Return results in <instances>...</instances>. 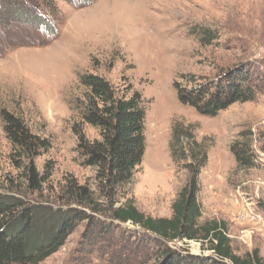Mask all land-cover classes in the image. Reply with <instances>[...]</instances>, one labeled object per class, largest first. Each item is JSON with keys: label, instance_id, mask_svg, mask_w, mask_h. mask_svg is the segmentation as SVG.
<instances>
[{"label": "rangeland", "instance_id": "obj_1", "mask_svg": "<svg viewBox=\"0 0 264 264\" xmlns=\"http://www.w3.org/2000/svg\"><path fill=\"white\" fill-rule=\"evenodd\" d=\"M50 1V9L45 4L37 9L31 0H0V193L37 198L10 157L2 111L50 141L48 153L35 160L40 173L45 162L54 164L40 195L43 201L57 199L65 176L93 188L94 171L80 164L75 147L79 135L94 140L98 134L80 122L76 104L82 97L79 74H97L115 88L133 86L145 102V151L130 185L138 211L151 218L171 217L186 173L175 167L169 144L175 122L183 123L207 147L199 179V223H224L232 253L244 257L257 251L264 263V153L259 151L264 145V0ZM31 9L36 16L31 17ZM45 27L53 31L50 40ZM199 28L213 32L215 39L201 44L191 34ZM239 65L260 75L262 90L252 101L233 104L215 117L179 103L174 83L180 76L212 79ZM244 131L253 134V168L237 167L229 150ZM98 215L111 219L108 210ZM85 230L82 222L56 253L38 264L154 261L142 247L135 250L137 242L130 236H122L121 246L113 248L117 232L92 237L90 231L87 238ZM203 245L168 244L191 255L212 256Z\"/></svg>", "mask_w": 264, "mask_h": 264}, {"label": "trees", "instance_id": "obj_2", "mask_svg": "<svg viewBox=\"0 0 264 264\" xmlns=\"http://www.w3.org/2000/svg\"><path fill=\"white\" fill-rule=\"evenodd\" d=\"M90 1L84 0L85 4L93 2ZM31 2L37 9L43 4L45 8L51 5L50 0ZM31 11L34 17L35 10ZM42 30L47 39L53 38V31L46 27ZM191 34L201 44L215 39L213 32L203 28L191 30ZM79 85L82 99L76 104L78 117L81 123L97 132L98 138L89 140L79 135L75 152L80 164L94 171V186L81 185L74 177L65 176L54 202L40 197L43 186L52 176L54 164L45 162L41 173L35 165V160L50 150V141L32 134L18 116L2 111L3 131L11 146L10 157L14 166L22 170L28 190L37 194V198L28 200L14 192L0 193V264L44 261L64 245L82 222L86 223L87 238L91 237L90 231L92 237L96 233L98 237H106L117 232L113 248L121 246L122 236L123 240L130 236L137 242L135 250L142 247L146 254L154 255L151 264H264L257 251L244 257L232 253L224 223H199V179L207 160V147L183 123L175 122L169 144L175 167L186 173V182L171 206V217L151 218L139 212L130 185L145 151L144 99L133 86L118 89L93 73L79 74ZM261 86L260 75L245 65L222 70L212 79L188 74L174 83L179 103L204 117H215L233 104L252 101L261 92ZM252 139L253 134L244 131L229 146L239 168L255 166L257 155ZM259 151L264 153V145ZM103 210H108L111 219L98 215ZM124 224H130L133 229L122 228ZM177 241L200 242L213 254L191 255L168 246Z\"/></svg>", "mask_w": 264, "mask_h": 264}]
</instances>
